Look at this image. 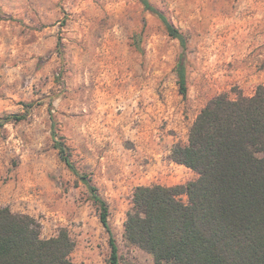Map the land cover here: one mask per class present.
Returning a JSON list of instances; mask_svg holds the SVG:
<instances>
[{"label": "rangeland", "instance_id": "rangeland-1", "mask_svg": "<svg viewBox=\"0 0 264 264\" xmlns=\"http://www.w3.org/2000/svg\"><path fill=\"white\" fill-rule=\"evenodd\" d=\"M149 1L187 38V95L180 41L141 0H0V208L35 217L45 239L67 229L73 263L110 264L111 247L53 121L109 206L121 264H155L124 236L136 189L196 180L173 147L211 99L264 85V0Z\"/></svg>", "mask_w": 264, "mask_h": 264}, {"label": "trees", "instance_id": "trees-1", "mask_svg": "<svg viewBox=\"0 0 264 264\" xmlns=\"http://www.w3.org/2000/svg\"><path fill=\"white\" fill-rule=\"evenodd\" d=\"M141 1L180 41L177 73L181 94L187 95V38L149 0ZM12 119L25 116L5 121ZM55 126L53 121L54 148L98 204L109 233L110 264H121L109 206L80 173ZM172 160L198 178L187 185L138 187L125 222L127 243L151 254L155 264H264V85L252 97L221 94L211 99L197 116L188 144L173 147ZM74 249L67 229L45 239L35 217L0 208V264H77L71 259Z\"/></svg>", "mask_w": 264, "mask_h": 264}]
</instances>
